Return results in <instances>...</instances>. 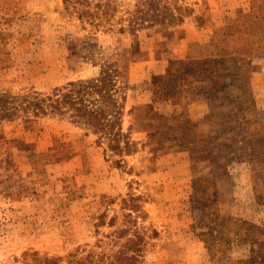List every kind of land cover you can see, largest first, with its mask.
Segmentation results:
<instances>
[{"label": "rangeland", "instance_id": "obj_1", "mask_svg": "<svg viewBox=\"0 0 264 264\" xmlns=\"http://www.w3.org/2000/svg\"><path fill=\"white\" fill-rule=\"evenodd\" d=\"M87 80L102 129L12 108ZM136 232L143 264H264V0H0V264Z\"/></svg>", "mask_w": 264, "mask_h": 264}, {"label": "trees", "instance_id": "obj_2", "mask_svg": "<svg viewBox=\"0 0 264 264\" xmlns=\"http://www.w3.org/2000/svg\"><path fill=\"white\" fill-rule=\"evenodd\" d=\"M97 81L101 84L111 82L114 83L113 76L109 74L101 75L92 82ZM80 82V81H79ZM87 80V82L82 83V81L79 84L81 86L77 90H70L68 92H61V93H53V94H39L36 93L35 96L30 98H24L20 103L15 105L13 108L14 111L19 112L23 111L24 113L28 115H40V114H48V113H61L63 114L65 110L69 111L72 110V116H76L79 119H82L84 122L88 123L90 126H92L94 129H102L104 125H106V121H110L112 118V115L106 114L105 111H103L100 108L94 107L95 105L92 104V106L89 107L86 102H88L87 96L93 95V93L100 94L102 97V101H105L107 99H111L112 103H116L117 100L113 97L112 94L109 95L108 92L101 90V88L97 89H91V83ZM97 83L95 86L97 87L99 85ZM71 85H74L75 83H70ZM114 122L111 123H117V121L113 120ZM109 123V122H108ZM112 125V124H111ZM119 135V134H118ZM115 136V135H114ZM118 146V145H117ZM119 148V147H117ZM122 150V148H121ZM133 210H140L139 204L137 201L140 199V196H131L129 198ZM131 206V205H130ZM129 230L125 229L122 230V234L127 233ZM138 232L134 233L133 235H130V237L125 242L124 246L125 249L121 250L119 252V255H115L108 264H143V261L141 262V254L143 250V245L140 243L137 237ZM122 237V236H121Z\"/></svg>", "mask_w": 264, "mask_h": 264}]
</instances>
